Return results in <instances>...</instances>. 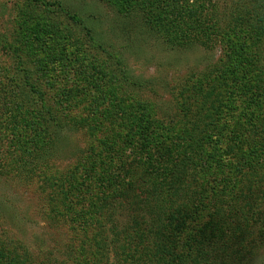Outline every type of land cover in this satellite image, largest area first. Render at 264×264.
<instances>
[{
  "label": "trees",
  "instance_id": "16d2710c",
  "mask_svg": "<svg viewBox=\"0 0 264 264\" xmlns=\"http://www.w3.org/2000/svg\"><path fill=\"white\" fill-rule=\"evenodd\" d=\"M100 1L169 48L212 53L220 45L221 54L207 62L204 84L184 91V126L177 129L158 125L147 106L118 91L62 101L54 74L23 76L35 69L22 66L16 79L0 78V170L22 169L43 195L52 227L72 234L64 260L14 251L0 258L4 264L251 262L256 242L264 243V0H232L228 7L218 0ZM73 21L94 40L91 28ZM107 54L113 66L121 63ZM48 64L40 72L53 73ZM132 86L121 77L111 89ZM217 110L234 123L221 125ZM77 135L86 140L83 148L71 144ZM230 145L242 152L234 171L226 158L220 164L222 154L218 163L212 158Z\"/></svg>",
  "mask_w": 264,
  "mask_h": 264
},
{
  "label": "rangeland",
  "instance_id": "374dc122",
  "mask_svg": "<svg viewBox=\"0 0 264 264\" xmlns=\"http://www.w3.org/2000/svg\"><path fill=\"white\" fill-rule=\"evenodd\" d=\"M231 1L218 0L217 4L228 7ZM74 18L91 28L94 40L74 23ZM214 49L207 53L198 46L169 48L139 25L118 17L109 4L100 0H0V78L16 79L21 73L18 67L22 66L35 69L23 76L54 74L52 83L62 101L65 97L85 98L104 92L109 97L108 92L118 91L117 97L123 99V95L142 108L147 106L159 120L158 125L168 129L181 125L179 116L187 96L183 95L184 91H191L201 82L204 84L203 74L211 71L207 62L221 54L220 45ZM107 52L119 55L117 59L121 63L113 66ZM47 63L52 65L50 69L55 67L53 73L40 72ZM121 77H128L135 86L111 89L115 79ZM201 87L205 91L206 87ZM226 99L225 94L220 95L219 101ZM63 105L69 107L74 119H80L78 109ZM215 107L218 108L216 103ZM234 107H238L236 113H239V100ZM217 111L223 116V120L219 117L221 125L227 124L226 121L234 123L227 112ZM61 138L58 133L57 140ZM84 142L85 138L77 135L71 144L83 148ZM241 153L239 146L230 145L214 152L212 158L218 163L216 159L222 154L220 164L226 158L225 162L234 171ZM25 175L15 166L5 172L0 170V254L9 258L8 253L14 251L16 255L26 253L34 257L40 252L43 259L53 253L64 260L69 252L65 247L72 234L68 232L67 237L66 229L57 231L52 227L43 195L39 196L34 182L31 185ZM17 176L22 180H15ZM256 245L253 259L246 264H264V243L256 242ZM3 260L0 258V264H4Z\"/></svg>",
  "mask_w": 264,
  "mask_h": 264
}]
</instances>
